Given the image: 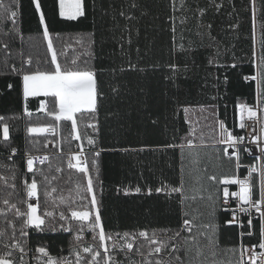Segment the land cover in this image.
I'll list each match as a JSON object with an SVG mask.
<instances>
[{
  "label": "trees",
  "instance_id": "16d2710c",
  "mask_svg": "<svg viewBox=\"0 0 264 264\" xmlns=\"http://www.w3.org/2000/svg\"><path fill=\"white\" fill-rule=\"evenodd\" d=\"M215 2L222 4L219 11L209 7L210 0H84L85 15L69 21L59 16L58 0H40L58 63L62 67L94 70L99 91L103 93L97 113L77 114V128L84 144L87 145V138L92 137L95 146L103 150L94 158L96 165L90 166L89 174L107 232L147 230L151 233L153 229H177L180 212L175 197L157 193L155 189L162 184L179 182L181 152L179 148L165 149L163 146L182 143L190 128L195 129L199 175L205 178L202 183L208 189L205 195H215L216 189L223 187L208 181L207 176L215 175L220 179L224 172L236 168L235 158L229 160L224 156V148L215 144L214 139L219 133L216 123L218 107L223 105L232 108L233 134L241 136L237 104L247 103L256 90L254 81L244 79L256 71L252 62L254 5L253 0ZM201 8H207L204 16L200 15ZM13 11L16 13L14 18L11 16ZM120 12L125 15L121 16ZM129 16L131 20L127 18ZM173 24L175 33L172 32ZM209 24L215 40L208 38ZM43 28L33 0H0V116L5 117L11 126L10 141L6 144L0 139V151L3 152L0 176L9 177V183H12L11 176L15 172L17 188H22V181L30 180L33 173L27 172L21 155L9 159L11 147L21 151L33 147L46 151L44 145L53 141L56 149L69 150L76 142L72 138L71 122H55L40 110L41 101H45L51 110L50 97L28 98L25 102L22 95L23 72L54 67ZM262 41L264 0H256L257 51ZM4 44L8 47L5 48ZM181 44L186 51L179 50ZM217 51V64L225 67L208 64V59L216 56ZM29 58L31 64L27 63ZM129 61L143 71L121 72L120 68H127ZM170 64L178 66L175 73L168 67ZM232 64L236 67L232 68ZM13 66L17 71H12ZM113 87H118V93H113ZM25 104L31 116L25 113ZM184 108L189 109L187 114ZM261 110L264 123V105ZM90 118L96 123V130L88 127ZM48 125H56L58 133L32 136L26 131L29 126ZM87 157L91 162L92 154ZM240 158V163L253 160L245 152ZM183 163L187 165L188 161L183 160ZM36 168L43 169L50 178L56 177L50 185H45L58 189L53 194L55 204L52 198L46 204L43 197L40 201L42 211L55 212V219L50 223L56 230L46 224L45 231L29 229V236L22 239L58 253L72 242L79 225L75 220H60L59 214L63 211L70 217L72 209L80 208L84 194L76 189L78 184H86V178L75 169L66 167L64 155H55L50 165ZM57 168L61 171L57 172ZM35 178L42 181L39 171ZM254 179L256 198H259V174ZM137 187L141 189L139 193L135 192ZM233 188L234 185H230L229 191ZM148 189H152L151 195ZM125 190L129 194L125 195ZM12 191L0 182V200ZM61 196L63 203L59 200ZM90 198L91 194H88L83 203H88ZM4 208L0 203V209ZM8 216L12 217L10 211ZM226 219H229V212H217V223L221 226L220 245L225 250L218 259L225 264L228 261L235 263L238 258V253L233 255L226 250L239 243L240 232L237 225L225 224ZM61 224L71 226L73 231H64ZM254 225L255 235L245 238V242L257 241L259 221ZM6 227L4 217L0 216V228ZM184 259L192 264H210L212 257L210 254L207 259L195 257L193 250Z\"/></svg>",
  "mask_w": 264,
  "mask_h": 264
},
{
  "label": "snow or ice",
  "instance_id": "6c2138e0",
  "mask_svg": "<svg viewBox=\"0 0 264 264\" xmlns=\"http://www.w3.org/2000/svg\"><path fill=\"white\" fill-rule=\"evenodd\" d=\"M255 0H253V5ZM35 10L39 13V21L43 28V37L47 41L48 51L51 52V67L47 70L26 71L22 73V95L24 101L27 102L29 97H50L52 108L49 110L48 104L45 101L40 102V110L45 111L47 115L51 116L55 122L65 121L71 122V134L75 140H81V134L77 131V114L90 113L95 114L98 111V101L103 96L99 91L96 72L92 69H73L62 67L57 61V54L53 48V41L49 34L47 25L45 24V16L41 11L40 0H33ZM136 7L135 4L132 5ZM209 7L215 8L219 11L222 4H218L215 0H210ZM200 15L204 16L207 13V8L199 9ZM58 14L61 18L74 21L79 17L85 15L84 0H58ZM124 16V12H120ZM11 16L14 18L16 13L13 11ZM129 20L131 16L127 17ZM184 21H181L183 23ZM253 39L254 47L252 53V62L255 65V74L245 76V80L254 81L256 84L257 104L255 107L249 106L246 103L237 104L240 116V128H245V120L258 122V111L264 105V41L261 42L260 50L257 51L255 47V9L253 10ZM209 32L207 33L210 40H215L211 35L212 25H207ZM172 32L175 33V26L173 24ZM199 35V33H198ZM182 39V37H181ZM128 43L131 44L129 38ZM173 43H175V36H173ZM211 46V45H209ZM7 48L8 45L4 44ZM180 51H186L183 44L179 45ZM139 52V49H137ZM212 56L208 59L209 65H216L217 67H225V65L217 64V57ZM31 64V58L27 61ZM74 64L75 61H72ZM168 67L175 73L178 66L170 64ZM232 68L236 65L232 64ZM187 69V65H185ZM139 70L137 66L131 61L128 62L127 68L121 67L120 71ZM12 71H17L13 66ZM171 79V77H169ZM227 82V76H225ZM12 87L11 84L8 85ZM113 93H118V87L112 88ZM214 109V106H212ZM25 113L31 116L32 113L28 110L26 104L24 108ZM183 111L187 114L189 109L184 108ZM155 123V121H153ZM219 128L218 138L214 139L215 144H223L226 147L223 149V155L227 156L229 160L235 158V167L238 169L240 164V150L244 142V137L233 134L228 131L224 121L216 122ZM88 127L97 129L96 123L89 124ZM11 126L5 121V117L0 116V139L7 144L10 141ZM27 133L32 136H42L45 134L56 133L55 125H48L46 127L29 126L26 129ZM215 131V129H214ZM264 133V128L261 129ZM195 129L190 128L183 142L180 144H167L166 148H179L182 156V164L180 169L179 182L176 184H162L161 187L155 189L157 193L163 192L168 197H175V202L179 208L180 218L177 229H153L151 233L147 230L139 232H123L111 233L105 230L104 222L101 218L98 200L94 191L93 179L89 174L90 166H95V157L100 153L93 152V159L91 162L88 157L83 155V147L80 151L70 156L68 159V167L73 168L79 173H82L86 178V184L77 185V192L83 193L81 197V206L79 209H72L71 216L67 217L62 211L59 214V219L67 221L69 219L79 222L75 229L76 235L74 238L73 247L69 255L74 257L69 260L67 257H53L46 246H38L35 248V253L32 255V250H26L27 238L29 236V229L33 231H45V225L48 224L50 229L55 231V225L51 224V220L55 219L54 211H42L40 203L41 197L44 198L45 204L50 198L55 204L53 194L58 191L56 187H47L56 177L45 174L43 169H37V163L44 165L49 161V156L45 155H30L25 154L27 172L33 173V177L22 181V188H17L15 183L16 174L12 173L9 183V177L0 176V182L6 187H10L13 191L7 197L0 200L5 208L0 209V216H3L6 228H0V238H6L0 241L2 244V251H0V264H31L32 260L38 261V264H136L132 256L142 257L141 264H192L191 261H186L184 257L193 250L195 257L207 255L212 257L210 264H225L223 260L218 259V255L225 251L221 249L220 245V224L217 223V212H230L231 218L224 221L228 225H237L241 231L239 232V243L234 247L227 249L233 255L238 253V258L235 264H264V162L259 168L252 166L249 171V179H239L235 176H224L218 179L215 175L207 176L208 181L217 185H222V188H217L215 195L209 193L208 189L204 187L202 180L205 179L199 175V152L195 151L197 144L195 142ZM260 137L254 136L253 143H259ZM88 145H94L95 140L92 137L87 138ZM203 145V139H201ZM47 147V144L44 145ZM232 150L231 152L229 150ZM144 149H140L143 151ZM185 150L187 155L185 156ZM245 151L247 149H244ZM11 156L17 152L15 147L10 149ZM127 151V149H125ZM262 156H264V147L261 148ZM258 159H260L258 157ZM73 160L75 163H73ZM183 160H187L185 165ZM42 177V181L35 178L36 172ZM57 172L61 169L57 168ZM98 171V169H97ZM258 173L260 177L259 182V198H256V183L253 174ZM230 185H239L238 191H229ZM141 189L137 187L136 193ZM21 192L24 195H21ZM88 194L91 198L88 203H83L88 199ZM129 194L125 190V195ZM148 194H152V189H148ZM15 197V199H13ZM60 203L64 202V198L59 197ZM234 200L236 207L230 206V201ZM194 205H199L194 207ZM12 213L9 218L8 212ZM252 211L259 214V233L256 243L245 244V238H251L254 233L252 229L256 227L251 218ZM246 215V221L241 220L237 213ZM64 231L72 232L71 226L66 227L64 224L60 225ZM11 228V231H8ZM87 230L92 234L91 243L83 242V233ZM110 242V243H109ZM259 250V251H258ZM124 253L125 259L120 260L116 257ZM166 253V257L161 255ZM176 253H179L177 255ZM116 254V255H114ZM147 257H153L149 260ZM204 264V262H201ZM227 264H232L228 261Z\"/></svg>",
  "mask_w": 264,
  "mask_h": 264
},
{
  "label": "built area",
  "instance_id": "2783aa9c",
  "mask_svg": "<svg viewBox=\"0 0 264 264\" xmlns=\"http://www.w3.org/2000/svg\"><path fill=\"white\" fill-rule=\"evenodd\" d=\"M246 104H248L249 106L255 107V105L257 104V101H253V102L248 101ZM237 117H238L237 118L238 124H240V116H239L238 108H237ZM258 117H259L258 122L245 120L246 125H249V126L243 128V129L241 128L242 129L241 130L242 131L241 136L245 138L243 144L241 145V148L247 149L246 151L244 150L245 154H247L253 160H252V162H249V163H240L241 167H239L238 169L237 168L233 169L230 173H231V176L238 177L239 179H242V180L243 179H249V171H250V168L252 166H256L257 168H259L261 163L264 162V156H262V153H261V148L264 147V133H262V131H261V129L264 128V123H263V119H262V110L261 109L258 111ZM39 127H45V126H39ZM228 131H230V130H228ZM45 135H49V134H45ZM254 136L260 137L259 143H253V137ZM81 146L83 147V155L86 157L90 153L92 154L93 152H97V151L99 153H101L103 151L102 148L96 147L95 144L94 145L84 144L82 139H81L79 141L76 140V142L73 144V147L69 150L56 149V144L53 141H49V142H47V150L46 151H36L35 152L34 150H29V149H24L21 151V150L16 148L17 152L14 156L21 155V157L24 159V161L26 163V159H27V157L25 155L26 153L30 154V155H45V154H47L49 156V161H47L44 165H39L37 163L36 167H39V166H45L48 164L50 165L52 158L55 155H64L66 167L69 168L68 167V159L73 154L79 152ZM229 151L231 152L232 150L230 149ZM2 153L3 152L0 151V157L3 156ZM8 155L9 156L11 155V151ZM11 157H13V156H11ZM258 157L260 159H258ZM73 163H75L74 160H73ZM256 174H258V173L253 174V176H255ZM238 190H239V185H234L233 190L230 192L238 191ZM230 206L236 207L234 200L230 201ZM237 215L239 216V218L241 220L246 221L247 217L245 214L238 212ZM230 218H231V213L229 212V219ZM251 218L253 219V223H255V221H259V219H260L259 214L256 213L255 211H252ZM240 231H241V229H240ZM252 231L255 235V227L252 229ZM83 237H84V239H83L82 243H91L92 242V235H90V233L88 231L83 233ZM74 238H75V236H74ZM74 238H73L72 242L68 243L66 248H63L58 253H53L49 250L50 255L53 257H67L69 260L74 261V257L69 255L70 250L73 247ZM2 240H4V238H0V241H2ZM22 240H25V239H22ZM256 242L257 241L245 242V240H244L245 244H253ZM25 246H26V250L29 248L32 250V255H38L35 253V248L38 247V245H31L27 241V244ZM2 250H3L2 244H0V251H2ZM176 254L179 255L178 253H176ZM114 255H116V254H114ZM161 255H164L166 257V253H162ZM116 258L120 259V260H124L125 255H124V253H120ZM132 259L136 261V264H141V261L143 258L140 256H132ZM147 259L151 260V259H153V257H147ZM31 264H38V261L32 260Z\"/></svg>",
  "mask_w": 264,
  "mask_h": 264
},
{
  "label": "rangeland",
  "instance_id": "374dc122",
  "mask_svg": "<svg viewBox=\"0 0 264 264\" xmlns=\"http://www.w3.org/2000/svg\"><path fill=\"white\" fill-rule=\"evenodd\" d=\"M249 101H256V98L254 97V96H251L250 97V99H249ZM230 113V112H229ZM231 117H232V109H231ZM231 117H228V118H225L224 116H222L221 115V117L219 116V111H218V121H220V120H222V121H224L225 122V124H226V127H227V129L228 130H230V132H233V125H232V118ZM77 122H78V120H77ZM93 123V121H92V119L90 118V120L88 121V125L89 124H92ZM56 126V125H55ZM58 128H57V126H56V133H58ZM77 131L79 132V130H78V128H77ZM80 133V132H79ZM82 139V138H81ZM223 148H225L226 147V145H223V144H220ZM29 150H34L35 152L36 151H38L37 149L35 150V148L33 147V148H30ZM242 152H244V149H242L241 148V150H240V157H241V154H242ZM228 158V157H227ZM241 159V158H240ZM229 171H226V172H224V175H223V177L224 176H229V173H228ZM234 263V262H233ZM232 263V264H233Z\"/></svg>",
  "mask_w": 264,
  "mask_h": 264
},
{
  "label": "crops",
  "instance_id": "0c3cea01",
  "mask_svg": "<svg viewBox=\"0 0 264 264\" xmlns=\"http://www.w3.org/2000/svg\"><path fill=\"white\" fill-rule=\"evenodd\" d=\"M254 9H255V13H256V0H255V3H254ZM251 96H254L256 98V101H257L256 90ZM40 97H43V96H40ZM29 98H35V97H29ZM231 109L232 108L230 106H227V105L219 106L218 107L219 116L221 117V115H222L225 118L231 117ZM231 171L228 172L230 177H231V173H230Z\"/></svg>",
  "mask_w": 264,
  "mask_h": 264
}]
</instances>
